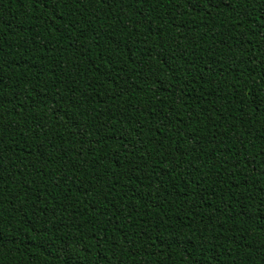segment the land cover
<instances>
[{
	"label": "trees",
	"instance_id": "obj_1",
	"mask_svg": "<svg viewBox=\"0 0 264 264\" xmlns=\"http://www.w3.org/2000/svg\"><path fill=\"white\" fill-rule=\"evenodd\" d=\"M0 264H264V0H0Z\"/></svg>",
	"mask_w": 264,
	"mask_h": 264
}]
</instances>
